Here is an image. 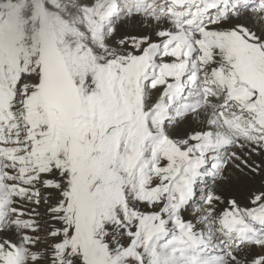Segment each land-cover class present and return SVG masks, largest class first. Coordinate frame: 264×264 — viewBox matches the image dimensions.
Wrapping results in <instances>:
<instances>
[{
	"label": "snow or ice",
	"instance_id": "snow-or-ice-1",
	"mask_svg": "<svg viewBox=\"0 0 264 264\" xmlns=\"http://www.w3.org/2000/svg\"><path fill=\"white\" fill-rule=\"evenodd\" d=\"M0 264H264V0H0Z\"/></svg>",
	"mask_w": 264,
	"mask_h": 264
}]
</instances>
